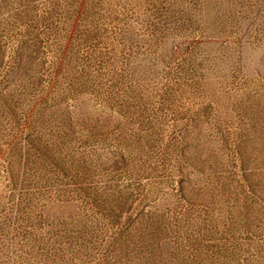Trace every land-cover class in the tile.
<instances>
[{"label": "rangeland", "instance_id": "1", "mask_svg": "<svg viewBox=\"0 0 264 264\" xmlns=\"http://www.w3.org/2000/svg\"><path fill=\"white\" fill-rule=\"evenodd\" d=\"M0 264H264V0H0Z\"/></svg>", "mask_w": 264, "mask_h": 264}]
</instances>
